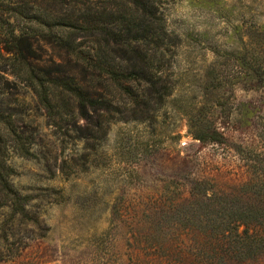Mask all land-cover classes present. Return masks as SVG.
<instances>
[{
    "label": "rangeland",
    "instance_id": "rangeland-1",
    "mask_svg": "<svg viewBox=\"0 0 264 264\" xmlns=\"http://www.w3.org/2000/svg\"><path fill=\"white\" fill-rule=\"evenodd\" d=\"M61 4L0 0V42L6 31L19 35L29 27L46 65L59 62V51L42 41L46 29L8 16L16 8L45 15ZM158 6L179 38L163 55L173 96L139 107L136 116L115 115L124 118L106 123L103 133L95 132L92 113L90 121L76 120L77 129L58 116L47 119L33 104L27 129L36 136L35 158L11 153L8 164L11 184L32 198L27 208L42 225L21 243L9 241L26 244L22 259L0 264H264V237L250 245L229 238L235 223L240 230L264 228V92L234 85L202 99L218 143L193 139L187 117L197 114L205 93L212 50L240 48V33L264 26V0H159ZM21 93L31 100L30 90L9 85L5 110L15 109ZM1 204L0 195V216Z\"/></svg>",
    "mask_w": 264,
    "mask_h": 264
},
{
    "label": "trees",
    "instance_id": "trees-1",
    "mask_svg": "<svg viewBox=\"0 0 264 264\" xmlns=\"http://www.w3.org/2000/svg\"><path fill=\"white\" fill-rule=\"evenodd\" d=\"M61 2L60 8L45 15L16 8L8 16L14 21H34L46 29L40 32L42 41L59 51V62L48 60L51 66L46 65L31 41L29 27L19 35L6 31L0 42L4 62L0 68V263L22 259L26 244L16 246L9 241L16 238L21 243L42 225L27 208L32 198L21 195L11 184L15 172L8 164L11 153L35 158L36 136L27 129L34 123L33 104L45 111L47 119L58 116L77 129L76 120L90 121L92 113L95 132L103 133L106 123L124 118L115 115L136 116L139 107L161 106L174 94L173 86L163 78V55L177 47L179 38L169 33L160 17L159 0ZM239 35L240 48L212 50L214 60L204 77L199 109L197 114L192 110L187 114L193 139L202 145L218 143L221 136L209 126L208 109L202 102L206 95L234 85L264 92V26L246 28ZM10 84L30 90L32 96L27 100L26 94H19L13 101L15 109L8 112L4 106ZM242 225L245 228L240 230V222L235 223L229 233L231 241L261 242L264 228Z\"/></svg>",
    "mask_w": 264,
    "mask_h": 264
}]
</instances>
